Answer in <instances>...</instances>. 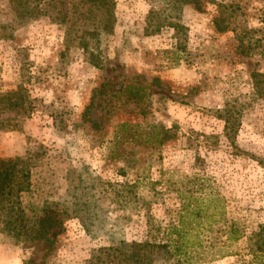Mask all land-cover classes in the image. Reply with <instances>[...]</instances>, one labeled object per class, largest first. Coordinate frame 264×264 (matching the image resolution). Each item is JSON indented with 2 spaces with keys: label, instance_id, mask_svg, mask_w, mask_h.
<instances>
[{
  "label": "rangeland",
  "instance_id": "1",
  "mask_svg": "<svg viewBox=\"0 0 264 264\" xmlns=\"http://www.w3.org/2000/svg\"><path fill=\"white\" fill-rule=\"evenodd\" d=\"M115 1L114 31L88 36L85 48L76 36L91 26L66 38L44 3L29 0L34 14L21 17L0 0V94L23 88L32 107L0 109L18 122L0 129V156L41 143L58 200L82 190L80 170L100 186L88 189L89 230L72 217L48 242L0 227V264H103L101 247L180 226L192 245L186 264H264L248 251L264 224V92L253 78L264 73V0ZM167 17L179 32L156 30ZM226 111L238 123L233 139ZM235 220L247 232L239 241L228 235Z\"/></svg>",
  "mask_w": 264,
  "mask_h": 264
},
{
  "label": "trees",
  "instance_id": "2",
  "mask_svg": "<svg viewBox=\"0 0 264 264\" xmlns=\"http://www.w3.org/2000/svg\"><path fill=\"white\" fill-rule=\"evenodd\" d=\"M9 1L14 7H18L21 17H25L26 14L33 16L34 11L29 9V0ZM38 2L44 3L49 8L45 13L50 14L52 21L65 27L66 38H72L74 33L77 34L78 31L75 28L77 25L91 26L85 29L79 28L82 33L76 36L85 48L88 45V36L99 39L102 33L114 31L115 0H38ZM193 3L197 8H202L200 0H168V5L172 8ZM38 5L36 8H39ZM219 6L220 9L224 7L221 4ZM164 25L178 32L182 27L177 21L167 17L162 23L156 24V30L159 31ZM217 27L219 30L225 28L221 25ZM92 56L95 57L94 53ZM253 78L257 91L264 92V73L254 72ZM133 97L140 101L143 100L139 88L133 91ZM30 106L29 95L23 88L0 94V109L18 108L21 112H27L32 108ZM226 113L227 115L224 116L226 132L228 137L233 139L238 123L230 111ZM17 125L18 122L14 118H0V129H14ZM126 127H129V123L120 125V129ZM166 137L168 134H163L159 142L163 143ZM46 154V147L37 143L35 147H27L26 156H0V227L18 240L45 239L50 242V234L56 229V234L60 232L65 220L72 217L82 219L87 230H89V223L94 222L88 189L100 187L98 183L93 182L94 178L91 176L82 179V170H80L78 184L82 186V190L70 192L73 197L72 201H69L66 196L60 200H58L60 197L55 199V193L49 189L51 182L41 173L45 164L42 159L46 157ZM122 185L128 187L131 184L129 181H124ZM25 198L28 204L24 203ZM218 206L219 203L216 207ZM209 208V206L202 207L195 214L202 216L201 214ZM180 227H176L175 230L170 227L165 228L162 237L152 236L132 241L120 240L101 247L96 257L98 256V260L103 261V264H186L192 245L185 239L183 227L181 229ZM228 227L230 240L239 241L246 236V229H243L239 220L231 222ZM248 241L249 253L255 257L264 258V224H261L258 230L251 232Z\"/></svg>",
  "mask_w": 264,
  "mask_h": 264
}]
</instances>
